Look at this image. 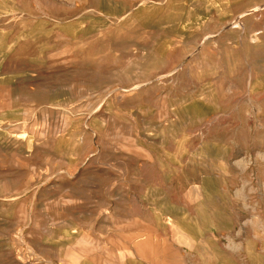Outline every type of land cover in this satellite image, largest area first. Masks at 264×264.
Here are the masks:
<instances>
[{
  "label": "rangeland",
  "instance_id": "obj_1",
  "mask_svg": "<svg viewBox=\"0 0 264 264\" xmlns=\"http://www.w3.org/2000/svg\"><path fill=\"white\" fill-rule=\"evenodd\" d=\"M0 264H264V0H0Z\"/></svg>",
  "mask_w": 264,
  "mask_h": 264
}]
</instances>
